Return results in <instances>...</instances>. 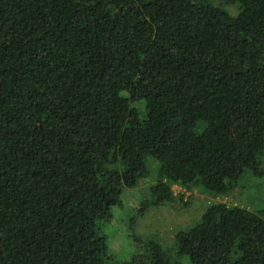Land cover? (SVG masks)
<instances>
[{"label": "trees", "instance_id": "16d2710c", "mask_svg": "<svg viewBox=\"0 0 264 264\" xmlns=\"http://www.w3.org/2000/svg\"><path fill=\"white\" fill-rule=\"evenodd\" d=\"M263 155L264 0H0V264H264V200L125 260L105 233L153 166L137 215Z\"/></svg>", "mask_w": 264, "mask_h": 264}, {"label": "rangeland", "instance_id": "374dc122", "mask_svg": "<svg viewBox=\"0 0 264 264\" xmlns=\"http://www.w3.org/2000/svg\"><path fill=\"white\" fill-rule=\"evenodd\" d=\"M226 8L232 13L237 11L234 6ZM262 166L264 168V155ZM155 174L153 166L151 176L143 179L136 188L126 189L122 196V206L113 209V220L105 233L110 249L122 260L129 258L135 250L133 236L143 240L156 237L163 246L171 248L177 232L196 224L212 203L224 202L256 211L264 200V177L245 174L225 194H212L198 188L187 190L180 185H174L177 200L149 207L142 215H137L142 201L149 195L148 187ZM181 195L182 199L179 198Z\"/></svg>", "mask_w": 264, "mask_h": 264}]
</instances>
